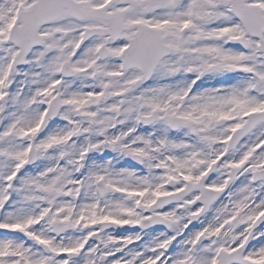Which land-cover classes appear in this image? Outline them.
I'll list each match as a JSON object with an SVG mask.
<instances>
[{"label":"snow or ice","instance_id":"obj_1","mask_svg":"<svg viewBox=\"0 0 264 264\" xmlns=\"http://www.w3.org/2000/svg\"><path fill=\"white\" fill-rule=\"evenodd\" d=\"M0 264H264V0H0Z\"/></svg>","mask_w":264,"mask_h":264}]
</instances>
